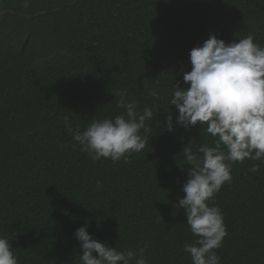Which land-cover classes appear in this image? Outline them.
<instances>
[{"label":"trees","instance_id":"1","mask_svg":"<svg viewBox=\"0 0 264 264\" xmlns=\"http://www.w3.org/2000/svg\"><path fill=\"white\" fill-rule=\"evenodd\" d=\"M2 12L0 236L18 264H81L74 232L86 223L118 251L143 249L149 264H192L184 246L198 237L177 207L190 167L183 148L197 153L216 138L206 124H176L170 100L210 33L226 42L251 33L264 46V0H0ZM115 89L141 112L156 105L146 146L127 162L93 161L62 118L83 130L124 114ZM231 175L211 201L227 229L214 251L220 264H264V162H232Z\"/></svg>","mask_w":264,"mask_h":264},{"label":"clouds","instance_id":"2","mask_svg":"<svg viewBox=\"0 0 264 264\" xmlns=\"http://www.w3.org/2000/svg\"><path fill=\"white\" fill-rule=\"evenodd\" d=\"M28 2L25 0L26 5ZM189 59L191 70L183 73L187 86L176 84L170 100L178 110L175 123L185 129L206 124L207 132L216 139L214 146L201 145L197 149L202 156L190 146L183 148L185 164L190 167L182 186L186 195L177 207L185 210L186 223L198 237L184 246L192 264H220L214 250L222 246L227 229L221 208L211 203L214 194L231 182L232 162H264V46L256 43L251 33L238 42H226L210 33L208 39L190 50ZM113 92L119 97L117 107L126 110L124 114L93 119L83 130L79 125L73 129L68 114L62 118L76 142L72 146H79L93 161L104 158L127 162L146 146L144 134L150 131L146 122L152 119L156 105L145 106L141 112L138 101L130 99L126 90ZM148 95L160 99L153 89ZM165 127L174 130L172 114L167 116ZM250 170L258 172L259 165H252ZM88 227L86 223L74 232L80 242L81 264H149L143 249L139 256L132 249L118 251L93 238ZM0 264H18V256L4 236H0Z\"/></svg>","mask_w":264,"mask_h":264},{"label":"water","instance_id":"3","mask_svg":"<svg viewBox=\"0 0 264 264\" xmlns=\"http://www.w3.org/2000/svg\"><path fill=\"white\" fill-rule=\"evenodd\" d=\"M3 13H4V12H2V13L0 14V21L2 20ZM27 41H28V36L25 38V40H24V42H23V44H22V49H23V48L25 47V45L27 44Z\"/></svg>","mask_w":264,"mask_h":264}]
</instances>
